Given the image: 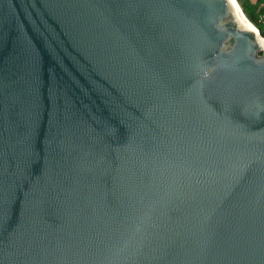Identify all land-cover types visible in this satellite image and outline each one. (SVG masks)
<instances>
[{
	"label": "water",
	"instance_id": "95a60500",
	"mask_svg": "<svg viewBox=\"0 0 264 264\" xmlns=\"http://www.w3.org/2000/svg\"><path fill=\"white\" fill-rule=\"evenodd\" d=\"M259 35L231 0H0V264H264Z\"/></svg>",
	"mask_w": 264,
	"mask_h": 264
},
{
	"label": "rangeland",
	"instance_id": "374dc122",
	"mask_svg": "<svg viewBox=\"0 0 264 264\" xmlns=\"http://www.w3.org/2000/svg\"><path fill=\"white\" fill-rule=\"evenodd\" d=\"M243 9V4L247 5L251 10L255 12L257 15L260 23L263 25L264 24V0H237ZM263 8V9H261ZM244 11V10H243ZM245 13V12H244ZM247 16V14L245 13ZM248 17V16H247ZM249 19V17H248ZM250 20V19H249ZM251 21V20H250ZM252 22V21H251ZM254 25H256L257 29L260 31V28L258 27L257 24L252 22ZM264 26V25H263ZM261 32V31H260ZM261 35L264 37V34L261 33Z\"/></svg>",
	"mask_w": 264,
	"mask_h": 264
},
{
	"label": "bare ground",
	"instance_id": "6f19581e",
	"mask_svg": "<svg viewBox=\"0 0 264 264\" xmlns=\"http://www.w3.org/2000/svg\"><path fill=\"white\" fill-rule=\"evenodd\" d=\"M233 2V0H231ZM234 7L235 10L238 14V16L244 20L246 23H248L257 33L259 32V30L257 29L256 25H254L249 19L248 17L245 15L243 9L241 8L239 2L237 0H235ZM259 37L261 38V40L263 41L264 39L262 38V36L259 35Z\"/></svg>",
	"mask_w": 264,
	"mask_h": 264
},
{
	"label": "trees",
	"instance_id": "16d2710c",
	"mask_svg": "<svg viewBox=\"0 0 264 264\" xmlns=\"http://www.w3.org/2000/svg\"><path fill=\"white\" fill-rule=\"evenodd\" d=\"M263 9V8H261ZM243 10L244 12L247 14V16L249 17V19L254 22L255 24L258 25V27L260 28L261 33L264 34V24L262 25L257 17V15L255 14V12L253 10H251V8H249L247 5L243 4Z\"/></svg>",
	"mask_w": 264,
	"mask_h": 264
},
{
	"label": "snow or ice",
	"instance_id": "6c2138e0",
	"mask_svg": "<svg viewBox=\"0 0 264 264\" xmlns=\"http://www.w3.org/2000/svg\"><path fill=\"white\" fill-rule=\"evenodd\" d=\"M233 3H235V0H233Z\"/></svg>",
	"mask_w": 264,
	"mask_h": 264
},
{
	"label": "flooded vegetation",
	"instance_id": "af4514ba",
	"mask_svg": "<svg viewBox=\"0 0 264 264\" xmlns=\"http://www.w3.org/2000/svg\"><path fill=\"white\" fill-rule=\"evenodd\" d=\"M264 49V48H263Z\"/></svg>",
	"mask_w": 264,
	"mask_h": 264
}]
</instances>
